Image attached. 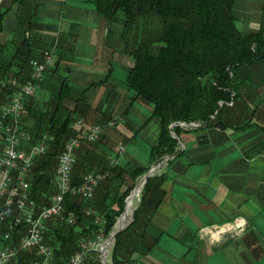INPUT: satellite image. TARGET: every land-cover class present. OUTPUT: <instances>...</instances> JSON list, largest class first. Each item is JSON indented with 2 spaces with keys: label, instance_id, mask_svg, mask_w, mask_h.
<instances>
[{
  "label": "trees",
  "instance_id": "trees-1",
  "mask_svg": "<svg viewBox=\"0 0 264 264\" xmlns=\"http://www.w3.org/2000/svg\"><path fill=\"white\" fill-rule=\"evenodd\" d=\"M78 1L92 7L103 25L107 24L106 35L111 24L120 25L118 40L122 52L131 59L123 84L131 94L116 92L110 82L112 69L107 68L103 77L86 85L71 81L66 72L64 76L57 75L55 88L45 98L38 95L39 81L37 94L22 98L17 117L19 129L29 137L30 144L43 141L45 146L43 152L31 159L24 176L34 212L40 211L56 192L55 169L68 138L78 139L70 187L79 185L86 174L101 176L90 197L65 192L62 211L43 221L42 238L52 255L50 264H66L85 241L96 235L107 236L123 213L124 199L136 179L164 155L177 152L176 138L169 132L176 135L180 128L177 124L169 127L171 123H195L194 129L213 127L233 131L255 127L264 135V78L252 84L246 77L234 76L238 67L256 61L264 67V36L261 24L256 31H240L232 12L235 0ZM5 10H0V18ZM30 17L31 12L24 16L25 27L20 22L23 33L9 59L0 61V80L11 76L18 84L26 81L31 59L42 61L43 51L51 54L59 49L52 67L44 69L56 73L63 55L71 50L74 34L56 31L48 40L32 32ZM64 68L66 71L68 67ZM16 89L4 85L0 102ZM136 99L150 105L149 116L158 118L159 133L156 142L148 147L147 165L128 168L116 161L118 151L112 159L100 147L102 134L94 141L86 140L82 134L94 125H85L84 120L112 122L109 120L115 115L126 114ZM116 100L121 103L114 110L112 104ZM164 177L161 172L146 178L131 221L114 235L108 264H134L156 244L160 232L152 228L150 221L162 198L160 183ZM17 213L10 207L4 223ZM5 229L2 222L1 231ZM11 229L10 243L18 245L26 225L21 221ZM37 259L33 249H19L7 264H33ZM81 264H101L99 252L87 249Z\"/></svg>",
  "mask_w": 264,
  "mask_h": 264
},
{
  "label": "crops",
  "instance_id": "crops-1",
  "mask_svg": "<svg viewBox=\"0 0 264 264\" xmlns=\"http://www.w3.org/2000/svg\"><path fill=\"white\" fill-rule=\"evenodd\" d=\"M4 9L0 61L6 41L11 39L14 47L21 37L19 24L26 26L23 18L30 12L34 34L75 35V65L65 72L77 84L86 85L112 69L109 49L123 53L120 25L113 24L106 35L97 12L78 0H0V10ZM232 12L241 32L256 31L261 24L264 36V0H235ZM102 37L97 57L95 40ZM96 58L105 67L94 66ZM234 76L255 84L264 78V67L256 61L238 67ZM116 80L111 70V84H117ZM55 86L44 84L47 91L39 90L38 95L47 97ZM135 102L146 104L134 100L121 115V129L131 131L128 141L137 135L148 147L156 142L159 120ZM194 127L179 124L177 152L157 170L165 177L160 183L162 198L150 222L160 233L156 244L134 264H264V135L255 127L244 131ZM139 148L136 144L130 152L122 147L120 156L132 165L145 166L136 158Z\"/></svg>",
  "mask_w": 264,
  "mask_h": 264
},
{
  "label": "built area",
  "instance_id": "built-area-1",
  "mask_svg": "<svg viewBox=\"0 0 264 264\" xmlns=\"http://www.w3.org/2000/svg\"><path fill=\"white\" fill-rule=\"evenodd\" d=\"M50 59L47 51H43L42 61L31 59L29 78L22 83L18 84L11 76L0 80V97L4 85L10 84L17 88L16 91L6 95L4 102H0V264H7L19 249L34 250L38 259L33 264H50L52 255L42 238L43 221L62 211L61 201L65 192L71 191L83 197H90L97 181L101 178L98 174L89 173L84 176L79 185L70 187L74 148L78 145L77 137H70L64 142L63 149L58 156L55 169L56 192L51 194L47 204L40 211H33L34 204L28 199L24 176L32 163L31 159L43 152L45 146L43 141L29 143V137L19 129L17 117L22 107V98L37 94L40 74L50 65ZM80 122L77 120V123ZM108 124L112 126L113 122H108ZM99 134L100 125L94 124L88 127L83 136L91 141ZM25 143H29L27 148H24ZM10 207L16 209L18 213L10 222L4 223L9 215ZM67 220L70 221V213ZM21 221L26 225L25 233L20 237L18 245H12L10 243L11 227ZM2 222L6 228L4 231H1ZM100 242L101 235L85 241L80 249L69 256L66 264H81L84 252L87 249H99Z\"/></svg>",
  "mask_w": 264,
  "mask_h": 264
},
{
  "label": "rangeland",
  "instance_id": "rangeland-1",
  "mask_svg": "<svg viewBox=\"0 0 264 264\" xmlns=\"http://www.w3.org/2000/svg\"><path fill=\"white\" fill-rule=\"evenodd\" d=\"M112 25L113 24H111V26ZM236 25H237V27H239V22L236 21ZM104 26H105V24H104ZM21 32L22 31H20V36H21ZM55 33H56L55 31L53 33H50V34L46 33V34H44L43 37H48V40H49V38L51 39L55 35ZM109 33H111V27H110V32ZM10 38H12V37H10ZM19 38H21V37H19ZM10 40L11 39H8V41H6L7 44H6L5 48H4V53H3V55H1L2 56V58H1L2 62H5L6 60H8L10 55H11V53H12V51H13L12 43L10 42ZM103 40H104V37L97 38L95 40V48L97 50V57L99 56V49L103 46L102 45V41ZM3 41L5 42V39ZM75 44H76V39H75L74 42L73 41L70 42V49L71 50L70 51H66V53L63 55V57H62V59H61V61L59 63V67H58V70H57L56 73H52L50 70H44V71L41 72L39 81H40V86L42 85L43 88L41 87L40 90L44 89V91H47V90H45L47 88L44 87V84H47V83L55 84L57 82V80H56L57 75L58 76H64L65 75V68L64 67H73L75 65L74 57H76V56L73 55L74 54V50H75ZM57 53H59V49H56V50L54 49L52 51V53L50 54V57H51V59H50V68L52 67L51 63L55 60ZM108 53H109L108 59L110 61V65L112 67V75H114V77L118 79V80H116V81H118V83L115 84V87H114L116 92L120 93V94L127 93V95H130L131 92L127 91L125 89L122 79L125 76L127 68L131 64V59L126 54L117 52L116 49H115V51H111L109 49ZM84 60H86V59H84ZM93 65L94 66L105 67V63L98 61L97 58L93 62ZM39 81H38V83H39ZM48 92H50V91H48ZM93 92L94 91L91 90L90 94H92ZM120 94H119V96H120ZM120 99H121V97H120ZM95 102H96V100L93 102V104ZM120 103H121V100H116L115 102H113L112 106H113L114 110H116L117 107L120 106L119 105ZM140 103L141 102H135V103H133V105H135L136 107L141 109V111H144L143 110L144 108L150 110V105L143 104V103L140 104ZM125 104H126V102L121 104L120 109H123ZM115 116H116L115 118L113 117L112 119L109 120V121L113 122L112 126L109 125L106 122H99V121L98 122H92L90 120L89 121L84 120V122H85V125H88V124H98V125H100V134L99 135L102 134L104 136L102 142L100 143V147L107 154L111 155L112 159H114L113 156L118 151L116 161L120 165H123V166L125 165L128 168L130 166H132L131 162L125 161L120 156L121 155V151H122V147H125V151L129 150L131 152L132 149H133V146L138 144V145H140V148H139L138 153H135L137 155L136 158L139 161H141L146 166L147 165L146 164V161H147V150H148L149 146L147 147V145L144 143V141L142 139H139L137 135L134 138H132L131 141H128L127 137H130L131 131L128 130V129H125V128L121 129V124H120V123H122L121 116H119V115H115ZM96 139H97V137L95 139L91 140V141H94ZM120 147H121V151H120ZM150 166H152V165H150ZM138 180L139 179L137 178L131 191H133L135 189ZM131 191H130V193H131ZM130 193L128 195H130ZM138 199H139V196H135L133 198L134 207L137 205ZM128 209H129V207H127L125 205V208H124L123 212L126 213L128 211ZM123 214L124 213H122L118 217L117 221L120 219V217ZM101 239L104 240L105 237L101 238ZM103 240H102V242H103ZM102 242L100 243V246H101ZM99 249H100V247H99ZM108 260H109V251H108V255H107V259H106L107 264H108Z\"/></svg>",
  "mask_w": 264,
  "mask_h": 264
},
{
  "label": "water",
  "instance_id": "water-1",
  "mask_svg": "<svg viewBox=\"0 0 264 264\" xmlns=\"http://www.w3.org/2000/svg\"><path fill=\"white\" fill-rule=\"evenodd\" d=\"M105 28H107V24H105ZM179 125V124H183L184 125V127H187V128H191V127H194V126H196V124L195 123H182V122H174V123H171L170 125H169V127H172L173 125ZM170 133V135L172 136V137H174V138H176L175 137V135L170 131L169 132ZM203 135H199V139H201V138H203L202 137ZM201 140H204V139H201ZM172 155H164L163 156V158L159 161V162H157L156 164H154V165H152V166H150L140 177H139V180H140V183H141V187H142V185L144 184V182H145V180H146V178L147 177H149V176H152L153 174H155L156 173V171L165 163V161L168 159V158H170ZM135 184V183H134ZM133 188V187H132ZM131 191V190H130ZM130 191H129V193H130ZM128 193V194H129ZM128 194L126 195V197H125V199L127 198V196H128ZM125 199H124V201H125ZM135 208V207H134ZM134 208H133V210H134ZM133 210H132V212H131V214L129 215V217H128V219L122 224V225H120V226H116V222H117V219H118V217L120 216H118L117 218H116V220H115V222H114V224H113V227H112V229H111V231L107 234V236L105 237V239L103 240V242H102V244H101V246H100V249H99V260H100V263L101 264H107V262H106V258H107V254H108V251H109V249H110V247H111V245H112V242H113V238H114V235H115V233L116 232H118V231H120V230H122L124 227H126L128 224H129V222L131 221V219H132V213H133ZM104 247V248H103Z\"/></svg>",
  "mask_w": 264,
  "mask_h": 264
},
{
  "label": "bare ground",
  "instance_id": "bare-ground-1",
  "mask_svg": "<svg viewBox=\"0 0 264 264\" xmlns=\"http://www.w3.org/2000/svg\"><path fill=\"white\" fill-rule=\"evenodd\" d=\"M139 179V178H138ZM141 190V183L140 180H138L137 185L135 187V189L133 191H131L130 195L127 196V198L125 199V205L127 207H129L128 211L120 217V219L116 222V226H120L122 225L129 217V215L131 214L133 208H134V203H133V198L135 196H139V192ZM127 209V208H126ZM102 238V237H101ZM103 239H101L102 242ZM100 242V243H101ZM104 248V247H103ZM99 252V249H96ZM108 255V254H107ZM107 259V258H106Z\"/></svg>",
  "mask_w": 264,
  "mask_h": 264
}]
</instances>
